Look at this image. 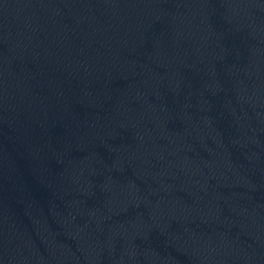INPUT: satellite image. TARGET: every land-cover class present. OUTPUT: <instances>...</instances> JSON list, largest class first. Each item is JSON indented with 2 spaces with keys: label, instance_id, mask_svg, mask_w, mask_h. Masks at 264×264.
<instances>
[{
  "label": "water",
  "instance_id": "water-1",
  "mask_svg": "<svg viewBox=\"0 0 264 264\" xmlns=\"http://www.w3.org/2000/svg\"><path fill=\"white\" fill-rule=\"evenodd\" d=\"M0 264H264V0H0Z\"/></svg>",
  "mask_w": 264,
  "mask_h": 264
}]
</instances>
